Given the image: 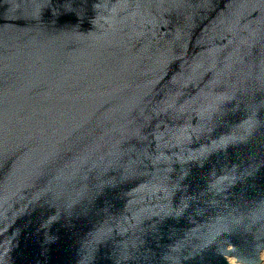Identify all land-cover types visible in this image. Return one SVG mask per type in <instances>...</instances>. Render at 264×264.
Here are the masks:
<instances>
[{
	"label": "water",
	"instance_id": "obj_1",
	"mask_svg": "<svg viewBox=\"0 0 264 264\" xmlns=\"http://www.w3.org/2000/svg\"><path fill=\"white\" fill-rule=\"evenodd\" d=\"M264 0H0V264H260Z\"/></svg>",
	"mask_w": 264,
	"mask_h": 264
},
{
	"label": "rangeland",
	"instance_id": "obj_2",
	"mask_svg": "<svg viewBox=\"0 0 264 264\" xmlns=\"http://www.w3.org/2000/svg\"><path fill=\"white\" fill-rule=\"evenodd\" d=\"M228 262H229L230 264H235V262L232 261V260H228ZM260 264H264V253H262V254L260 255Z\"/></svg>",
	"mask_w": 264,
	"mask_h": 264
}]
</instances>
